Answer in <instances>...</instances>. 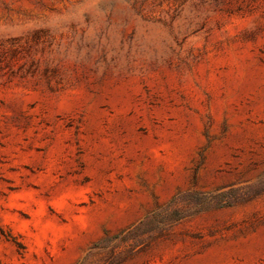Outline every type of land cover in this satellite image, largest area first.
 I'll return each mask as SVG.
<instances>
[{"label":"rangeland","instance_id":"1","mask_svg":"<svg viewBox=\"0 0 264 264\" xmlns=\"http://www.w3.org/2000/svg\"><path fill=\"white\" fill-rule=\"evenodd\" d=\"M0 264H264V0H0Z\"/></svg>","mask_w":264,"mask_h":264}]
</instances>
